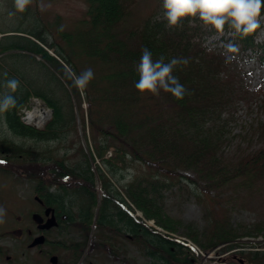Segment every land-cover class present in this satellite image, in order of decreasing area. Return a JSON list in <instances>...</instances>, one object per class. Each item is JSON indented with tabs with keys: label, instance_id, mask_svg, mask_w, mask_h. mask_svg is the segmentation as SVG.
I'll return each instance as SVG.
<instances>
[{
	"label": "trees",
	"instance_id": "16d2710c",
	"mask_svg": "<svg viewBox=\"0 0 264 264\" xmlns=\"http://www.w3.org/2000/svg\"><path fill=\"white\" fill-rule=\"evenodd\" d=\"M133 1L86 0L88 28L76 34L60 32L65 45L53 40L49 42L44 27L19 32L28 36H7L22 41L0 45V55L10 52V56L26 57L53 76L63 65L79 75L81 59L105 67V73L92 80L85 89L89 113L87 124L84 118L81 120L82 134L86 139L88 125L100 137L94 139V147L90 148L88 144L87 153L82 152L84 161L71 164L68 160H54L47 152H37L3 139L0 141L1 160L8 168L4 172L13 170L33 181L35 196L68 215L67 227H76L84 236L82 243L71 245L76 260L86 246L92 228L100 232V243L95 246L111 245V235L126 240L128 235L131 236L134 243L143 246V254L150 264H163L164 253L171 255L170 264L189 262L186 258L188 250L171 235L177 234L179 228H184V236L203 251L220 246L223 251H234L245 245L240 242L244 238L262 236L264 239V147L250 154L226 150L230 139L225 131L228 120L223 119V115L240 101L247 102L251 93L239 72L237 57L206 46L215 31L205 29L198 20L190 24L185 19L182 26L168 28L166 20L150 18L141 30L125 34L121 27L131 15ZM263 28L261 22L255 33L245 38H229L236 41L234 44L240 52L258 55L262 64L264 43L256 42V37ZM144 48L152 52L154 60L161 55L166 62L173 57L190 59L187 66L180 65L174 71L188 91L184 99L177 100L170 93H162L165 105L172 111L166 116L155 115L149 103L151 95L141 96L135 88L139 79L135 65ZM48 50H52L59 60ZM228 55L235 58L226 62ZM37 57L41 60L37 61ZM12 74L6 72L3 79L8 76V80L19 81L18 90L10 93L17 104L4 116L14 137L34 143H53L62 139L73 125L77 127L75 117H68L65 109L47 93L31 87L22 73ZM61 76L73 96L80 99L81 93L74 86L71 74L67 72L64 77L61 73ZM9 91L0 85L1 94ZM31 97L42 99L53 109L52 120L43 129L28 126L21 120L20 111ZM261 103L264 110V99ZM257 128L258 137H264V122ZM96 158L105 170L96 164ZM129 161L145 165L153 177H138L119 187ZM189 172L195 177L187 176ZM175 183H185V187L188 183L194 185L200 191L197 196H211L212 193L214 198L211 200H216L219 207L247 208L258 198L261 218L249 226H233L225 213L219 215L211 211L216 215H212L209 227L200 233L191 224L185 225L166 213L162 189L173 187ZM97 184L103 194L101 197ZM73 208L77 209L75 214L71 211ZM137 211L144 220L135 215ZM146 221H153L166 233L148 226ZM112 251L118 256L115 250ZM236 253L249 263L264 264V253L258 250Z\"/></svg>",
	"mask_w": 264,
	"mask_h": 264
},
{
	"label": "rangeland",
	"instance_id": "374dc122",
	"mask_svg": "<svg viewBox=\"0 0 264 264\" xmlns=\"http://www.w3.org/2000/svg\"><path fill=\"white\" fill-rule=\"evenodd\" d=\"M133 2L131 15L121 27L125 34L126 32L130 34L133 30H141L147 19L165 20L162 0H134ZM86 12V0H33L32 4L23 13L16 11L14 0H0V45L5 46L13 41L21 42V38L12 39L7 36H23L26 34L19 32L26 33V31L34 30L35 27L40 30L44 27L46 30L45 35L49 38V42L53 40L65 45L66 42L62 39L60 32L76 34L85 31L88 28V25L85 23V20L88 19ZM261 21L264 24V19ZM230 37L233 38L229 34L224 35V37H217L215 33L209 36L205 45L226 51L224 45L229 42H236L233 39H229ZM256 42H264V30L259 31ZM48 51L51 56L57 58L52 50ZM10 54L12 53L0 55V85L3 86L8 80V76L6 79H3L6 72L9 75H13L12 73H22L24 79L30 82L31 87L47 93L51 99L65 109L68 117L74 116L77 127L75 128L73 125L62 136V139L57 142L34 143L14 137L6 126L4 113H0V141L8 139L23 145L25 148H31L34 151H41L42 153L47 152L48 156L54 160H68L71 164H76L81 160L84 161L82 152L87 153L88 144L90 148L94 147V139H99L100 137L98 132L88 127V125L86 127V139L82 134L81 120L84 118L87 124L89 113L85 90H79L81 93L80 99L73 96L69 85L61 76V73L64 74V77L67 72L72 74L70 69L65 65L59 67V73L53 76L50 71L41 69L35 61L32 62L22 56H10ZM234 55L237 57L239 72L251 93L247 102L240 101L223 115V119L228 120L225 131L229 134L230 139L226 150L230 153L239 150L244 154H250V152L264 147V137H258L259 132L257 128L258 124L264 122V110L261 109V101L264 99V64L260 62L258 55L250 52L242 53L238 51ZM36 60L40 61L41 58L37 57ZM78 67L81 72L91 68L95 74L93 80L105 73V67L93 61L89 62L81 59L78 62ZM88 88L87 86L86 89ZM162 93L163 91H161L158 97L150 96L149 103L155 115L166 116L172 111L167 104L165 105V97ZM42 104L44 103L42 102ZM43 108L47 109L45 105H43ZM1 158L3 157L0 154V161H3ZM3 162L5 163V161ZM4 163H0V206L6 209L7 214L5 223L0 224V248L3 250V253L0 254V264H50L48 258L45 256V252L47 251H51L58 256V264H148L149 261L143 256V250L145 249L143 246L134 243L133 240L130 242L124 238H117L111 235V245H106L105 247H100V245L95 246L100 243V232L95 231L94 228L90 232L86 246L79 252L80 255L77 260L75 259L76 255H73L75 253L71 245L73 242L82 243L84 236L76 227H70L67 231L59 229L50 232L48 236L50 244L45 246V251L42 254L33 251L23 252L27 240L24 238L25 236L22 239L18 238L17 234L13 232L18 229L32 228L34 226L31 215L39 211V207L35 201L34 182L24 178L13 170H11V173L4 172V170L8 169L4 166ZM96 164L105 170L100 161H96ZM93 169L95 170V165ZM122 174V180L118 183L119 187L128 184L134 179L136 180L138 177H153V175H150L148 167L133 161H129L128 168ZM186 175L191 178L195 177L191 172L186 173ZM97 185L98 194L101 197L103 194L100 190V185ZM186 185L185 183H175L173 187L162 189L165 210L173 219L181 220L185 225L191 224L194 230L200 233L209 227V219L213 218L212 215H216L215 213L219 215L225 213V215L229 216L230 224L233 226H237V224L249 226L258 222L261 218L260 211L258 210V203L260 201L258 198L253 199L247 208L237 207L232 209L227 206L219 207L215 203L216 200H211L213 197L212 193L211 196L208 194L197 196L196 193L200 191L194 185L188 183V186L185 187ZM125 208L127 211L126 206ZM76 210V208L71 209L73 214L76 213ZM211 211L215 213L212 214ZM210 212L211 215L209 214ZM136 215L144 220L140 212H137ZM147 224L155 227L153 222H147ZM185 232L184 228H179L176 235L183 237ZM55 241H61L67 247L63 249L61 245V247L56 248L53 245ZM240 242L245 243V245H241L235 251L239 252L241 249H245L244 251L247 253H253L255 250L264 253V239L262 236L247 237ZM112 250H115L120 257L114 258ZM196 252H194L195 255ZM224 252L227 251H223L222 248L209 250L206 253L202 251L200 253L203 258L200 260L204 264L238 263V260L231 259L232 254L227 256L226 254L222 255ZM7 257L11 259L8 260ZM122 258L123 260L120 261L119 259Z\"/></svg>",
	"mask_w": 264,
	"mask_h": 264
},
{
	"label": "clouds",
	"instance_id": "9594fccd",
	"mask_svg": "<svg viewBox=\"0 0 264 264\" xmlns=\"http://www.w3.org/2000/svg\"><path fill=\"white\" fill-rule=\"evenodd\" d=\"M32 2L33 0H14L15 9L23 13ZM162 9L168 28L182 26L185 19L190 24L198 19L205 29L214 30L217 37L224 36L227 29L229 35L245 38L255 33L264 19V0H162ZM224 47L229 54L239 51L238 46L231 42ZM234 58L228 55L226 62ZM189 63L190 59L186 57H173L166 62L164 55L154 60L152 52L144 48L139 62L135 65L139 77L135 88L141 96L158 97L163 91L177 100H183L188 91L174 75V71L178 66H187ZM94 77L91 68L79 75L71 74L74 86L80 91L85 90ZM3 86L10 91L0 94V113L16 107V98L10 93L18 90L19 81L9 79ZM6 214V209L0 206V224L5 223Z\"/></svg>",
	"mask_w": 264,
	"mask_h": 264
},
{
	"label": "flooded vegetation",
	"instance_id": "af4514ba",
	"mask_svg": "<svg viewBox=\"0 0 264 264\" xmlns=\"http://www.w3.org/2000/svg\"><path fill=\"white\" fill-rule=\"evenodd\" d=\"M36 202L39 207V211L34 212V213H38L40 217L42 218V221L39 223H36L34 220H32L33 225H34L32 228L18 229V230H15L13 233L17 234L18 238L20 239H22L25 236L24 238L27 240V244L25 248L23 249V252L33 251L35 253L38 252V254H42L45 251V246L50 244V241L48 238L50 232L54 230H59V229L66 230V231L68 230L67 225H66L68 215L66 213H63V211L61 210H57L56 208L49 207L48 205L44 203V201L38 198H36ZM34 213H32V215ZM32 215H31V219H32ZM53 217L55 218V225L49 228L45 227L48 223L47 220ZM40 237H43L42 238L43 242L36 243L33 246L32 244L36 242L35 240ZM53 245L56 248H59L63 244L61 243V241H55ZM179 245L183 246L182 248H184L185 250L187 249L189 252V254H187L186 256L189 262L187 261L186 263H181V264H199L200 263V260L197 257V255H195L194 252H192L189 247H187L184 244L181 245L180 243ZM1 250L2 249L0 248V253H1ZM162 255L164 257L163 264H170L171 255L169 253H164ZM45 256L48 258L49 263L51 264L50 259L52 256H55V254H53L51 251H47L45 252ZM179 257H182V256L179 255ZM7 259L10 260L11 258L7 257ZM227 259H230V258H227ZM231 259L233 260L237 259L239 261V264H245V261L243 259L238 258L236 255H233ZM58 262L59 261H57L56 264H58ZM173 264H177V263L174 262Z\"/></svg>",
	"mask_w": 264,
	"mask_h": 264
},
{
	"label": "water",
	"instance_id": "95a60500",
	"mask_svg": "<svg viewBox=\"0 0 264 264\" xmlns=\"http://www.w3.org/2000/svg\"><path fill=\"white\" fill-rule=\"evenodd\" d=\"M49 210V209H48ZM47 213H48V211H47ZM33 219H34V221H36L37 223H39V222H41L42 221V218L40 217V215H38V214H34L33 215ZM47 225L45 226V227H47V228H49V227H53L54 225H55V218L53 217V218H50V219H48L47 220ZM42 238L43 237H40V238H38V239H36L35 241V243L34 244H32L33 246L36 244V243H42L43 242V240H42ZM51 262L53 263V264H56L57 263V258L56 257H52L51 258Z\"/></svg>",
	"mask_w": 264,
	"mask_h": 264
},
{
	"label": "bare ground",
	"instance_id": "6f19581e",
	"mask_svg": "<svg viewBox=\"0 0 264 264\" xmlns=\"http://www.w3.org/2000/svg\"><path fill=\"white\" fill-rule=\"evenodd\" d=\"M33 115H34L35 117H37L38 119H40L41 122H42V121H43V118H44L45 115H46V112H44V111L33 112ZM32 117H33L32 115L29 116V118H32Z\"/></svg>",
	"mask_w": 264,
	"mask_h": 264
},
{
	"label": "built area",
	"instance_id": "2783aa9c",
	"mask_svg": "<svg viewBox=\"0 0 264 264\" xmlns=\"http://www.w3.org/2000/svg\"><path fill=\"white\" fill-rule=\"evenodd\" d=\"M36 123L40 125L41 124V120H37Z\"/></svg>",
	"mask_w": 264,
	"mask_h": 264
},
{
	"label": "snow or ice",
	"instance_id": "6c2138e0",
	"mask_svg": "<svg viewBox=\"0 0 264 264\" xmlns=\"http://www.w3.org/2000/svg\"><path fill=\"white\" fill-rule=\"evenodd\" d=\"M0 163H4L3 161H0Z\"/></svg>",
	"mask_w": 264,
	"mask_h": 264
}]
</instances>
